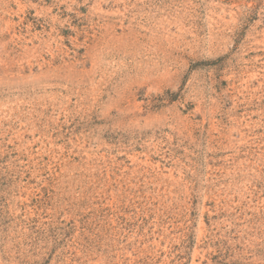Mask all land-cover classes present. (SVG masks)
<instances>
[{"label": "rangeland", "instance_id": "374dc122", "mask_svg": "<svg viewBox=\"0 0 264 264\" xmlns=\"http://www.w3.org/2000/svg\"><path fill=\"white\" fill-rule=\"evenodd\" d=\"M0 264H264V0H0Z\"/></svg>", "mask_w": 264, "mask_h": 264}]
</instances>
